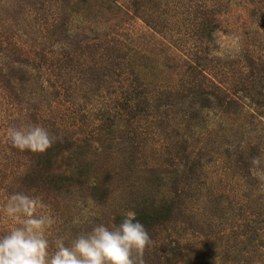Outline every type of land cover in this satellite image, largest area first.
<instances>
[{
  "label": "rangeland",
  "instance_id": "rangeland-1",
  "mask_svg": "<svg viewBox=\"0 0 264 264\" xmlns=\"http://www.w3.org/2000/svg\"><path fill=\"white\" fill-rule=\"evenodd\" d=\"M211 1L51 0L44 7L34 6L31 0H0V11L23 35L28 55L36 54L38 49L74 53L81 46L80 41L92 42L117 31L118 56L125 63L124 79L127 82L140 79L150 95L144 113L135 121L120 115L108 135L102 134L110 150L97 156L90 171L100 179L108 172L106 169L113 171L114 179L108 186L110 198L100 207L93 202L88 187L74 191L64 201L68 204L67 217L79 226H68L66 237L82 231L81 224L85 221L106 222L112 215L130 209L133 205L126 202L131 204L136 194L150 191L153 198L161 199L162 193L172 191L171 183L175 179L180 181L181 174L175 172V167L166 166V159L173 154L175 145L180 146L187 139L203 158L202 175L194 191L185 193L188 227L170 230L169 236L190 245L197 264H264V237L254 233L264 216V180L252 169L257 179L249 182L235 161L243 149L248 153L256 149L257 156L264 160V106H261L264 100L259 98L258 104L253 105L245 99L243 108L229 112L207 107L198 111L202 104L183 88L189 69L185 60L191 45L186 41L189 39L186 34L191 35L192 31L190 13L197 3L212 5ZM255 9L256 4L250 0L225 2L220 7L219 48L215 47L210 62L205 60L201 66L221 81L231 77L228 66L239 68L231 61L238 59L247 43L257 35L264 37V26ZM53 14H60L67 21L66 36L43 30L41 20ZM10 62L6 55L0 56V67L7 70ZM38 63L31 68L29 91H33L34 103L45 100L44 112L60 123L57 128L60 138L76 141L92 135L100 120L103 117L108 120L106 114L122 99L118 80H110L108 88H102L101 93L88 90L82 83L70 82V87L66 86L68 97L56 100L52 87L54 74ZM63 83L65 86L66 81ZM259 87L257 91L262 92V85ZM170 91L178 93L166 98ZM20 109L15 100H8L0 90V162L7 155L8 128L22 124ZM127 135L136 142L128 141ZM131 144L138 148L135 162L126 156L125 147ZM150 167L154 173H150ZM10 223L16 226L14 220Z\"/></svg>",
  "mask_w": 264,
  "mask_h": 264
},
{
  "label": "trees",
  "instance_id": "trees-1",
  "mask_svg": "<svg viewBox=\"0 0 264 264\" xmlns=\"http://www.w3.org/2000/svg\"><path fill=\"white\" fill-rule=\"evenodd\" d=\"M31 1L34 6L42 4L45 7L51 0ZM233 1L235 0H212V5L197 3L198 5L194 6V10L190 13L192 31L191 35L186 34L189 37L186 41H190L191 45L190 53L185 60L189 69L183 88L193 100L202 104L197 108L198 111L207 107L209 110L229 112L243 108L245 99L251 101L253 105L258 104L256 102L259 98L264 100V37L259 38L260 36L257 35L242 49L238 59L231 61L232 65L237 64L236 67L239 68L233 69L228 66V71L231 72L229 80L221 81L219 77L210 73L207 67L201 66L205 60L210 62L215 52L214 48H219L217 35L222 30L218 17L220 7L225 2ZM250 1L256 4L255 12H258L257 15L264 26V0ZM66 22L60 14L58 16L53 14L46 20L42 19L41 25L44 31L62 37L66 36L68 30ZM22 36L16 31L13 23L0 11V56L6 55L11 59L9 69L5 70L4 67H0V90L8 100H15V103L21 106L19 122L22 124L38 123L56 135L60 124L44 112L45 100L34 103V98L31 97L33 95V91H29L31 68L34 69L38 61L42 69L54 74L52 87L54 94L56 93V100L61 101L68 97L67 87H70V82L74 81L82 83L88 90L101 93L102 88H108L110 80H118L116 83L121 90L118 93L122 98L121 101H118L114 109L108 111L106 114L108 120L105 121L104 117L100 120L101 124L91 133L93 136L89 134L85 139L73 141V139L68 140L57 135L59 138L57 143L43 154L21 152L12 148L8 141L7 155L0 162V207L12 191L24 190L38 197L45 205L40 212L49 213L56 219L52 232L47 233L52 242L57 235L66 237L68 226L72 228L79 226L73 223V219L67 217L68 204L64 201L74 191L88 187L92 192L93 202L100 207L109 200L110 187L108 186L114 179L113 171L104 169L109 173L106 172L100 179L98 175H92L90 169L95 159H98L97 156L106 155L107 150H110L103 139L115 126L120 115H123L124 119L135 121L144 113V106L149 104L150 95L140 79L136 78L128 82L124 79L126 74L123 71V64L125 63L124 58L118 56L120 49H118L119 33L117 31L92 42L82 43L80 41L81 46L77 49L80 55L78 51L52 53L45 52L46 49H38L36 54L28 55ZM183 38L185 39L182 36L181 42ZM63 81H66L65 86ZM260 85H262V92L257 91L261 88ZM71 93L74 94L73 90ZM177 93L170 91L165 96L166 98L175 97ZM261 106H264V103ZM107 121L112 122L109 124ZM103 133L106 136L103 137ZM127 136L128 141L133 144L136 142L134 137ZM173 149V154L166 159L168 164L166 166L175 167V172L181 174V179L180 181L175 179L171 183L172 191L162 193L161 199L156 198L157 200L153 198L154 193L150 191L145 195L136 194L134 201H130L131 204L126 202L133 205L130 209H124L123 213L112 215L111 220L102 222L109 225L119 224L124 213L133 210L136 213V219L149 231L153 242L144 253L145 264H197L196 254L191 246L183 245L181 241L172 239L169 232L188 227L189 215L185 208V193L189 194L194 191V187L198 185L197 182L202 175L200 171H202L203 158L196 154V150L187 139L180 146L175 145ZM125 150L129 161L134 160L135 162L138 148H133L131 144L125 147ZM253 156H257L256 149L250 150L249 153L243 149L236 155L235 160L249 182L250 180L255 182L257 179V176L252 173V168L249 167V160ZM153 170L154 168L150 167V173H154ZM8 220L9 218L0 212V234L13 228L11 220ZM96 222L99 220L95 219L88 223L85 221L81 227L83 230H88ZM261 222L254 233L264 237V216Z\"/></svg>",
  "mask_w": 264,
  "mask_h": 264
},
{
  "label": "clouds",
  "instance_id": "clouds-1",
  "mask_svg": "<svg viewBox=\"0 0 264 264\" xmlns=\"http://www.w3.org/2000/svg\"><path fill=\"white\" fill-rule=\"evenodd\" d=\"M7 139L19 151L43 154L58 136L38 123L8 128ZM251 168L264 180V160L253 156ZM43 202L27 191L8 194L0 207L16 226L0 234V264H145L144 253L152 245L146 227L128 210L119 224L93 223L90 229L71 237L57 235L50 242L47 232L56 224L51 214L40 212ZM54 250H51L53 249Z\"/></svg>",
  "mask_w": 264,
  "mask_h": 264
}]
</instances>
